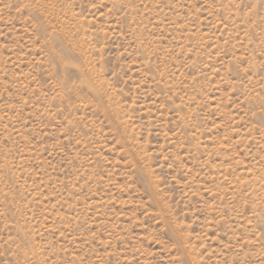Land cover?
<instances>
[{"label": "rangeland", "instance_id": "rangeland-1", "mask_svg": "<svg viewBox=\"0 0 264 264\" xmlns=\"http://www.w3.org/2000/svg\"><path fill=\"white\" fill-rule=\"evenodd\" d=\"M0 264H264V0H0Z\"/></svg>", "mask_w": 264, "mask_h": 264}]
</instances>
